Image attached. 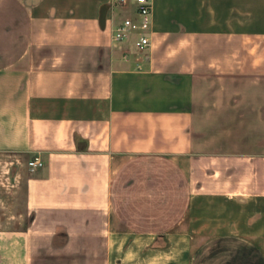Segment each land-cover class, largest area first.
Returning <instances> with one entry per match:
<instances>
[{"label": "crops", "instance_id": "1", "mask_svg": "<svg viewBox=\"0 0 264 264\" xmlns=\"http://www.w3.org/2000/svg\"><path fill=\"white\" fill-rule=\"evenodd\" d=\"M150 2L0 0V264H264V0Z\"/></svg>", "mask_w": 264, "mask_h": 264}, {"label": "built area", "instance_id": "2", "mask_svg": "<svg viewBox=\"0 0 264 264\" xmlns=\"http://www.w3.org/2000/svg\"><path fill=\"white\" fill-rule=\"evenodd\" d=\"M136 11L139 15V20L131 17L124 18L113 30V37L116 40H122L127 37L132 31L137 32L136 44L144 47L149 45V37L145 34L144 29L150 21L151 7L150 0H136ZM29 167L34 170L37 167L44 165V160L39 155H35L28 160Z\"/></svg>", "mask_w": 264, "mask_h": 264}, {"label": "rangeland", "instance_id": "3", "mask_svg": "<svg viewBox=\"0 0 264 264\" xmlns=\"http://www.w3.org/2000/svg\"><path fill=\"white\" fill-rule=\"evenodd\" d=\"M8 168H9V164H7L6 161H2L0 159V201H1L0 202V217L2 219V221H0V226L4 225L5 219H10L8 217H11V216L14 217V215H17V211L19 210L18 206L15 207L14 203L12 204L10 203L11 205H9V202L14 201L16 198H18V200H22L24 197L23 188H22V191L18 192V194L13 193L12 191L9 192L10 189L14 188V186L12 185L14 182V178L12 177L13 175L12 171H10V174H11L10 179L9 177H7L9 174L7 172ZM23 168L24 169L28 168L29 170H32L28 165V161L24 164ZM23 175L24 173L22 174V178L21 176H18V179H20V181H22L21 179H23ZM11 223L13 222H8V224H11Z\"/></svg>", "mask_w": 264, "mask_h": 264}]
</instances>
